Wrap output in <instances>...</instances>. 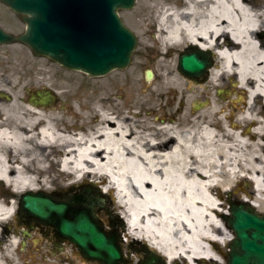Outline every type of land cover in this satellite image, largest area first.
<instances>
[{
    "label": "bare ground",
    "instance_id": "bare-ground-1",
    "mask_svg": "<svg viewBox=\"0 0 264 264\" xmlns=\"http://www.w3.org/2000/svg\"><path fill=\"white\" fill-rule=\"evenodd\" d=\"M177 1L154 0L160 10L153 42L162 61L174 55L178 63L192 46L219 53L204 81L174 66L160 74L153 94L176 93L180 111L171 99L166 124L151 135L142 112L111 113L99 100L97 122L80 117L85 124L74 125L17 92L0 102V179L16 198L107 182L104 191L116 186V202L125 206L126 240L146 242L170 264H209L222 262L217 252L232 239L223 218L233 192L264 214V0ZM33 84L50 91L54 81ZM83 106L82 116L92 113ZM243 176L253 179L252 197ZM16 207L0 192V264H20L22 241L8 227Z\"/></svg>",
    "mask_w": 264,
    "mask_h": 264
},
{
    "label": "water",
    "instance_id": "water-1",
    "mask_svg": "<svg viewBox=\"0 0 264 264\" xmlns=\"http://www.w3.org/2000/svg\"><path fill=\"white\" fill-rule=\"evenodd\" d=\"M23 16L26 32L15 37L0 28V44L28 45L37 56H46L65 68L91 76H103L132 63L138 44L136 35L120 19L119 10H131L137 0H1ZM212 65L209 53L196 47L183 53L179 69L196 81L206 76ZM153 78L151 71L147 79ZM32 100L48 106L49 92L37 93ZM104 208L101 196L84 190L63 198L44 192H28L20 200V224L53 226L78 248L88 262L128 264L118 231L107 232L98 218ZM229 224L236 239L231 244L228 264H264V215L253 207L231 202ZM114 223V224H113ZM112 227L117 222H113ZM141 264H167L155 252L144 249Z\"/></svg>",
    "mask_w": 264,
    "mask_h": 264
},
{
    "label": "rangeland",
    "instance_id": "rangeland-1",
    "mask_svg": "<svg viewBox=\"0 0 264 264\" xmlns=\"http://www.w3.org/2000/svg\"><path fill=\"white\" fill-rule=\"evenodd\" d=\"M179 1H177V4ZM154 4V0H138L133 10L120 12L123 23L135 33L139 39V43L134 53L132 65L125 70L114 71L108 76L90 77L80 71L67 70L48 58L36 56L25 45L0 46L1 104L6 103L7 97L17 92L21 96H24L27 103H30L33 93L37 90H44L34 86L33 83L35 81H43L50 76L54 81V86L49 90L56 99L48 108L57 111L60 122L68 120L74 125L85 124V122H80V117L90 118L92 122H97V111L94 106L97 105L99 100H102L104 101V108L108 105L110 106L109 111L111 113L117 112L121 115L122 113H127L125 115L131 116L132 111L142 112L144 117L150 119L153 127L146 134L154 135L168 120L169 102L171 99H174L175 110L180 111V103L177 101L179 96L176 93L170 96H167V93L158 96L152 92L154 84L156 86L160 82V74L166 73L172 66L178 71L177 56L170 55L162 61L160 50L153 42L154 36L157 35L156 30H158V27L155 26L158 20L156 10H160ZM148 20H151L155 27L149 25ZM0 25L6 31L15 35L21 34L26 28L21 17L2 3H0ZM216 60L217 58L215 57ZM149 69L153 70L156 75L153 84L146 80L145 73ZM2 93H5V97H2ZM158 97L159 100H157ZM132 98L136 100V106L133 108L128 106L125 109L124 104L132 100ZM84 104L92 107L91 114L86 113L84 116L81 115V108L83 109ZM161 119H165L166 122L164 123ZM135 131L138 133L143 132L140 128H135ZM165 137V134H158V139L160 140ZM244 182L248 183L246 180ZM81 185L84 184L81 183L77 186ZM68 190L60 189L53 191V193L61 194ZM0 192L7 193L9 200L16 202L17 207L11 212L12 219L8 223V227L19 235L22 242L25 241L26 243L25 245L21 243L20 250L16 253L20 264H97L83 261L76 249L73 252L71 250L65 252L68 257L64 256L63 253L55 254L48 247L45 240L40 239L41 233L45 231V228L29 230L26 226L17 223L20 197L16 198L13 190L4 184H0ZM46 192L49 191L46 190ZM254 193L255 190L252 182L251 184L249 182L247 194L252 197ZM231 195V200H240L238 199V193L233 192ZM113 207L115 210L121 209L124 211V208L118 206L116 202ZM99 216L108 227L109 218L106 213L102 212ZM24 230L31 232L33 237L25 238L23 235ZM130 243L131 240L125 246ZM172 264L185 263L179 260ZM219 264H223V262Z\"/></svg>",
    "mask_w": 264,
    "mask_h": 264
},
{
    "label": "flooded vegetation",
    "instance_id": "flooded-vegetation-1",
    "mask_svg": "<svg viewBox=\"0 0 264 264\" xmlns=\"http://www.w3.org/2000/svg\"><path fill=\"white\" fill-rule=\"evenodd\" d=\"M46 242L49 246H51L52 250L54 249L61 252H69V250L72 252L74 251L73 246L69 242L61 240L55 230H48L46 234ZM227 256L228 250L223 254V258Z\"/></svg>",
    "mask_w": 264,
    "mask_h": 264
}]
</instances>
